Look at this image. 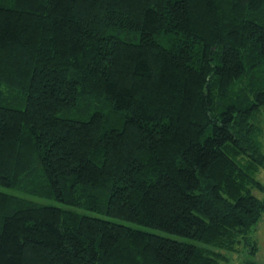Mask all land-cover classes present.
<instances>
[{"label":"trees","instance_id":"1","mask_svg":"<svg viewBox=\"0 0 264 264\" xmlns=\"http://www.w3.org/2000/svg\"><path fill=\"white\" fill-rule=\"evenodd\" d=\"M263 112L264 0H0V264H222Z\"/></svg>","mask_w":264,"mask_h":264},{"label":"rangeland","instance_id":"2","mask_svg":"<svg viewBox=\"0 0 264 264\" xmlns=\"http://www.w3.org/2000/svg\"><path fill=\"white\" fill-rule=\"evenodd\" d=\"M263 125H264V112L261 113L259 116ZM262 143L264 145V136L262 139ZM264 147V146H263ZM256 178L263 184L264 186V170L260 171L257 175ZM259 196H262L261 194L257 193ZM88 215H93L90 212H85ZM161 235L173 237L179 241L183 242H189V243H194L191 240L178 237V236H170L167 233L163 232H157ZM251 234V233H250ZM250 236V242L248 243L243 242V243H238V245H235L234 248H232L233 251L223 249L219 250L221 255H222V264H244L245 261H251L256 264H264V213L262 214L258 224L255 226L254 232H252V235ZM195 244V243H194ZM253 246L254 249L255 247L257 250H255L252 254L251 252V246Z\"/></svg>","mask_w":264,"mask_h":264}]
</instances>
